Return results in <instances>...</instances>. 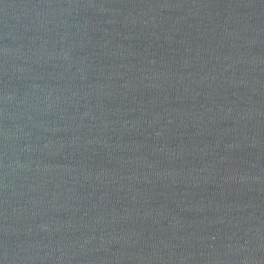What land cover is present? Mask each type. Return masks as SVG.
Wrapping results in <instances>:
<instances>
[{
  "label": "water",
  "instance_id": "95a60500",
  "mask_svg": "<svg viewBox=\"0 0 264 264\" xmlns=\"http://www.w3.org/2000/svg\"><path fill=\"white\" fill-rule=\"evenodd\" d=\"M0 264H264V0H0Z\"/></svg>",
  "mask_w": 264,
  "mask_h": 264
}]
</instances>
